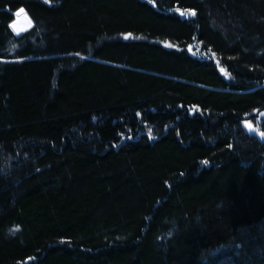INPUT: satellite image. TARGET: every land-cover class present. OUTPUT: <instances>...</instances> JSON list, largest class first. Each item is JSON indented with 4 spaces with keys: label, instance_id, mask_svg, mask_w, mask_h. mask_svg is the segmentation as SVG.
I'll return each instance as SVG.
<instances>
[{
    "label": "trees",
    "instance_id": "obj_1",
    "mask_svg": "<svg viewBox=\"0 0 264 264\" xmlns=\"http://www.w3.org/2000/svg\"><path fill=\"white\" fill-rule=\"evenodd\" d=\"M263 113L264 0H0V264H264Z\"/></svg>",
    "mask_w": 264,
    "mask_h": 264
},
{
    "label": "rangeland",
    "instance_id": "obj_2",
    "mask_svg": "<svg viewBox=\"0 0 264 264\" xmlns=\"http://www.w3.org/2000/svg\"><path fill=\"white\" fill-rule=\"evenodd\" d=\"M28 25H29V22L27 18H25L24 16H18L16 21L14 22V29L16 31H21L25 29ZM246 125H251V129L249 127H246ZM242 126H243V129L247 133L256 135L260 139H263L264 135L262 134V132L258 130L257 127L250 120H247V119L243 120Z\"/></svg>",
    "mask_w": 264,
    "mask_h": 264
},
{
    "label": "snow or ice",
    "instance_id": "obj_3",
    "mask_svg": "<svg viewBox=\"0 0 264 264\" xmlns=\"http://www.w3.org/2000/svg\"><path fill=\"white\" fill-rule=\"evenodd\" d=\"M45 2H47V0H45ZM23 10H21L22 12ZM19 14V13H18ZM183 15H195L194 12H186V13H182ZM127 38V37H126ZM246 127H249L251 129V125H246Z\"/></svg>",
    "mask_w": 264,
    "mask_h": 264
},
{
    "label": "water",
    "instance_id": "obj_4",
    "mask_svg": "<svg viewBox=\"0 0 264 264\" xmlns=\"http://www.w3.org/2000/svg\"><path fill=\"white\" fill-rule=\"evenodd\" d=\"M21 10H23L22 12H21ZM19 13V14H18ZM24 13V9H20L16 14H17V16H20V15H22Z\"/></svg>",
    "mask_w": 264,
    "mask_h": 264
}]
</instances>
